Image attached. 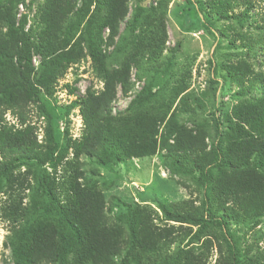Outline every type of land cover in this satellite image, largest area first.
<instances>
[{
	"label": "rangeland",
	"instance_id": "1",
	"mask_svg": "<svg viewBox=\"0 0 264 264\" xmlns=\"http://www.w3.org/2000/svg\"><path fill=\"white\" fill-rule=\"evenodd\" d=\"M45 1L19 0L15 12L17 20L26 16V32L30 33L31 27L39 30L38 18ZM121 1L127 14L117 22L111 41H107L108 28L102 32L104 43L100 46L101 71L128 68L126 94L117 88L111 115H130L129 103L146 87V102L137 107L135 113L154 107L152 111H157L161 117L166 115L156 136V152L99 166L95 158L76 157L70 146L61 155L54 154L61 159L55 167L44 166L57 186L60 199L75 175L82 174L78 182H87L99 192L103 201V225L119 230L122 251L128 244V226L118 217L132 207L144 214L146 224L155 233L156 250L162 257L151 258L153 261H162L164 256L170 258L181 251L179 264H230L219 229L210 227L199 233L197 225L168 221L159 205L174 206L182 214H201L202 189L196 182L198 173L191 174L188 170L192 162L206 164L210 160V146L214 142L212 119L218 117L223 131H228L225 116L231 117L235 107L255 101L261 95L262 85L254 83V79L264 75V0H235L225 11L217 9L219 0H190L191 4L184 0ZM198 3L209 13L210 25L203 22ZM69 4L72 9L87 5V17L93 16L97 23L110 16L111 9L105 0H72ZM138 7L141 9L139 20L134 26L130 25ZM69 16L60 29L53 32L50 43L61 51L77 50L78 58L53 80L49 94L40 89L39 99L26 102L31 138L42 149L50 144L46 118L39 112V104L46 103L52 109L54 141L70 145L84 135L80 100L88 93L97 95L104 88L103 74L87 52L84 24L65 40L66 28L75 26L78 19L75 12ZM169 59H172V67L166 70ZM41 62L40 56L32 55L35 72L41 69ZM230 67L238 76L229 74ZM72 103L76 106L69 109ZM5 119L16 129L21 128L17 118L9 112ZM168 122L170 127H167ZM232 122L235 124L236 120ZM182 140L194 143L188 156L183 151L176 152ZM176 155L183 158L172 174L168 166ZM220 175L214 171L213 185ZM13 176L18 182L15 180L12 187L0 189V264H11L9 241L12 229L18 226L8 216L11 205L18 209L29 208L35 187L32 174L25 166L14 171ZM216 199L212 193L211 207L216 216L232 212L233 218L228 219V224L241 257L246 262L252 259L264 263V213L252 217L241 212L235 202ZM222 203L225 207L219 208ZM124 253L115 259L119 262Z\"/></svg>",
	"mask_w": 264,
	"mask_h": 264
},
{
	"label": "trees",
	"instance_id": "2",
	"mask_svg": "<svg viewBox=\"0 0 264 264\" xmlns=\"http://www.w3.org/2000/svg\"><path fill=\"white\" fill-rule=\"evenodd\" d=\"M184 1L191 4L190 0ZM71 2L46 0L38 18L39 30L31 27L28 33L25 31L26 16L17 20L15 11L19 0H0V189L12 187L15 180L18 182L13 173L23 166L28 168L35 183L30 207L18 209L12 204L8 212L9 218L18 224L12 229L9 241L11 264H179L181 251L170 258L164 256L162 261L151 259L162 257L156 250L155 233L146 224L144 214L137 213L132 207L118 217L128 226V244L118 262L115 258L123 253L120 232L103 225V201L99 192L87 182H78L82 174L75 175L60 199L57 186L44 166L55 167L61 159L55 158L54 154L59 152L61 155L70 146L76 157L95 158L99 166L154 155L159 126L166 117L152 111L154 107L135 113L136 108L146 102V87L129 103L127 112H131L130 115H111L116 90L120 87L126 94L129 75L128 68L101 71L102 32L108 28L110 36L107 41H111L117 22L124 18L127 9L121 0H105L111 9L110 16L97 23L93 16L87 17V5L72 9ZM234 3L235 0H219L217 9L225 11V7L231 8ZM197 9L203 22L210 25L209 13L203 4L198 3ZM73 12L78 17L77 24L66 28L65 40L68 41L73 31L84 24L87 52L103 74L104 88L99 94L88 93L80 100L84 135L70 145H59L54 141L52 109L46 103L39 104L38 110L46 118L50 144L42 149L31 138L26 102L39 99L40 89L49 94L53 80L76 62L77 50L61 51L50 43L53 32L59 30ZM140 12L139 7L135 9L130 25L138 22ZM32 55L42 59L39 72L33 69ZM171 67L172 59H169L166 70ZM228 71L238 76L234 68L230 67ZM258 82L262 85L260 97L235 107L231 117L225 116L228 131H223V123L218 117L212 119L214 142L210 146V160L206 164L192 162L188 170L191 174L198 173L196 182L202 189L201 214H182L174 206L159 205L168 221L197 225L199 233L210 227L219 229L230 264H260L252 259L246 262L241 257L235 235L229 229L228 219L233 218L232 212L216 216L211 207L213 193L216 201L229 199L246 215L258 217L264 213V75H257L254 83ZM73 106L76 103H72L69 109ZM7 112L17 118L21 128L16 129L6 121ZM232 119L236 120L235 124ZM169 122L167 127H170ZM193 147L194 143L182 140L176 152L183 151L188 156L190 153L187 152ZM182 158V155H176V159L171 160L168 169L172 174ZM214 171L221 174L215 185L212 184ZM223 204H219V208H224Z\"/></svg>",
	"mask_w": 264,
	"mask_h": 264
}]
</instances>
